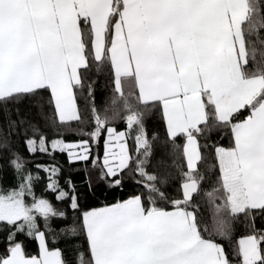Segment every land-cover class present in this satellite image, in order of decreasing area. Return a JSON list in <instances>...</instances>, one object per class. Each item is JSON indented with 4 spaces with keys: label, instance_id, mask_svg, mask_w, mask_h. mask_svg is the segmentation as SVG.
I'll list each match as a JSON object with an SVG mask.
<instances>
[{
    "label": "snow or ice",
    "instance_id": "snow-or-ice-1",
    "mask_svg": "<svg viewBox=\"0 0 264 264\" xmlns=\"http://www.w3.org/2000/svg\"><path fill=\"white\" fill-rule=\"evenodd\" d=\"M57 151L85 166L87 192L29 167ZM5 167L0 264H264V0H0ZM90 171L121 195L96 197Z\"/></svg>",
    "mask_w": 264,
    "mask_h": 264
},
{
    "label": "trees",
    "instance_id": "trees-1",
    "mask_svg": "<svg viewBox=\"0 0 264 264\" xmlns=\"http://www.w3.org/2000/svg\"><path fill=\"white\" fill-rule=\"evenodd\" d=\"M111 95H112L111 90L107 86L106 78L104 76H100L98 78L97 84L95 86V100H96L97 108L100 110L101 114H103L105 108L110 106ZM79 103H80L81 107L83 108L84 101L82 98L79 100ZM85 121H86V123L82 127H83V130L86 132V131H88L87 114L85 116ZM146 122H147L150 133L151 132H158V133H161V135H163L164 129H163L159 114L149 115V117H147V119H146ZM114 126L118 130L124 127L123 123H121L120 121H117ZM72 127L75 128L76 125L73 124ZM66 135H67V138L69 140L78 138L74 133L73 134H66ZM211 140L212 141H219V142L227 145L229 142V136H228V134H225L223 136V138H221L220 134H218L217 132H213L211 135ZM183 142L184 141L182 138L177 140V143L180 144L181 146L183 145ZM129 143H132V141H129ZM200 143L203 144V143H205V141L203 139H200ZM205 154L207 155V153H205ZM27 159L31 162L29 164L30 168H34V166L36 164H42V165L56 164L57 166H59L63 169V173L59 177L61 185H64L65 179L68 176H70L72 178V180L76 183L78 191H80L81 193H85L88 191L87 183H86V176H85V171H84L85 166L83 164L69 165L67 162L66 154H62L59 151H57L54 155H46V154H42V153L38 152L34 156H28ZM170 159H175V161L178 165H184L185 161H184L183 155H182V147L179 150V152L177 153V155L175 157L170 158ZM89 174L91 176L93 186L96 189V192H95L96 197H99L100 199L106 198L109 201H111L113 199V197L121 195L120 189H116L115 191H109L105 185H103L102 183H98L95 172L90 171ZM39 175L42 178H46L47 173H45L44 171H40ZM0 176H2V179H0V184H2V185L14 184L13 174H12L11 169L5 167L3 169V171L0 172ZM45 183H46V179H42V180L37 182V184H36L37 194H40V192L42 191L43 185ZM133 188H135V184L133 183V180L131 178L126 177L123 192L124 193L130 192L133 190ZM210 188H211V185H209V184L205 185V190H210ZM104 194H106V195H104ZM202 197L203 198L201 200V203L205 208V215L208 217L207 223H208L209 227H211V205L208 204L207 197L203 196V193H202ZM49 198H51V196H49ZM88 202L90 205L95 203V198L91 195V193L88 194ZM58 206L62 207V205H58ZM54 223H55V221H54ZM256 223H257V226L259 227L260 223H261V219L258 218ZM241 234H246V228L243 224L241 226H239V228H238L237 238ZM28 250L30 252L36 251L37 245L34 243L29 244Z\"/></svg>",
    "mask_w": 264,
    "mask_h": 264
},
{
    "label": "crops",
    "instance_id": "crops-1",
    "mask_svg": "<svg viewBox=\"0 0 264 264\" xmlns=\"http://www.w3.org/2000/svg\"><path fill=\"white\" fill-rule=\"evenodd\" d=\"M209 163H211V161H209ZM241 225H242V224H241ZM241 225H240V226H241Z\"/></svg>",
    "mask_w": 264,
    "mask_h": 264
}]
</instances>
